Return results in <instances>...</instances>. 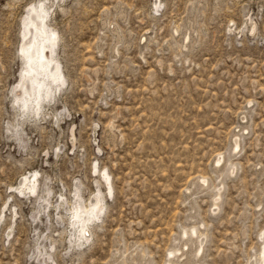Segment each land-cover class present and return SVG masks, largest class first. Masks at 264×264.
Listing matches in <instances>:
<instances>
[{"label": "rangeland", "instance_id": "rangeland-1", "mask_svg": "<svg viewBox=\"0 0 264 264\" xmlns=\"http://www.w3.org/2000/svg\"><path fill=\"white\" fill-rule=\"evenodd\" d=\"M41 6L61 79L23 106ZM263 235L264 0H0V264H258Z\"/></svg>", "mask_w": 264, "mask_h": 264}, {"label": "bare ground", "instance_id": "bare-ground-1", "mask_svg": "<svg viewBox=\"0 0 264 264\" xmlns=\"http://www.w3.org/2000/svg\"><path fill=\"white\" fill-rule=\"evenodd\" d=\"M32 11L35 13V16L34 17L28 16L27 21H26V26H27L26 33L23 34V42L20 43V53L23 54L22 56H24L26 60L25 62L27 63L26 65L27 68L26 70H23L24 72L21 75V77L19 76L20 77V81L18 82L19 84H17L16 87L14 88L16 91H18L16 99L20 100V98L23 97L24 99L23 106H26L27 100L33 99V101L36 103V106L38 107V105L40 104L39 101L42 98L41 92L43 91V89H45V95L43 94V96H46L49 98L50 96L49 92L51 94V89H50L51 87H50L49 82H57L61 79V77H60L59 65L54 59V56L52 57V45H54L53 44L54 40L52 38L54 37V32L48 31L46 29L45 22H44L47 16V11L42 6L40 10L33 9ZM56 90H57V87H56ZM237 148H238V138H235L231 146V151L233 152L234 149L236 151ZM222 163H224V158L223 156L220 155L214 161V164H213L214 168L220 167L216 171V173H218V177L221 179L223 176H226V174H232L235 169L231 167L226 168L225 165L221 167ZM31 177L32 179H29V177L27 176L23 177L22 181H20V186L26 187V190L30 191V193H33L35 190V185H34L35 176H31ZM201 183L202 184H200L198 187L207 188V182L205 179H202ZM219 200H220V193H217L216 197L213 200V204H212L213 211H217V212L219 211V208H220ZM91 208L90 209L92 212L90 213V217H87L86 214L85 215L80 214V210L88 212V209L85 206H79V208L75 210L76 213L73 212L75 214L74 216L78 220L76 222L83 223L87 219L88 221L92 220L94 218V213L96 210H98V208L96 206L91 207ZM78 228H79V224H78ZM80 230L81 231L79 233H81L83 239L87 238L89 233H88L86 224L80 226ZM202 241L198 242V245H195L193 247L194 249L192 250L195 255H198L200 250L202 249ZM261 257H262L261 259L262 261L259 262L258 264H264V245L262 248Z\"/></svg>", "mask_w": 264, "mask_h": 264}]
</instances>
